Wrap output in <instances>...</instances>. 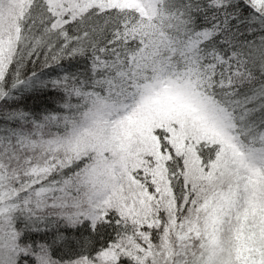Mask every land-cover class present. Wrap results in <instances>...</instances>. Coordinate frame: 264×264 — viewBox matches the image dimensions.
<instances>
[{
  "label": "snow or ice",
  "instance_id": "obj_1",
  "mask_svg": "<svg viewBox=\"0 0 264 264\" xmlns=\"http://www.w3.org/2000/svg\"><path fill=\"white\" fill-rule=\"evenodd\" d=\"M0 264H264V0H0Z\"/></svg>",
  "mask_w": 264,
  "mask_h": 264
}]
</instances>
